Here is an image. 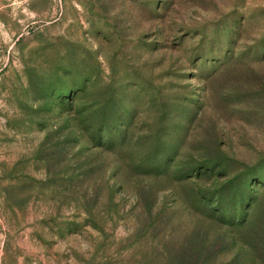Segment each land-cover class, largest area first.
<instances>
[{
  "label": "rangeland",
  "instance_id": "obj_1",
  "mask_svg": "<svg viewBox=\"0 0 264 264\" xmlns=\"http://www.w3.org/2000/svg\"><path fill=\"white\" fill-rule=\"evenodd\" d=\"M0 264H264V0H0Z\"/></svg>",
  "mask_w": 264,
  "mask_h": 264
},
{
  "label": "trees",
  "instance_id": "obj_2",
  "mask_svg": "<svg viewBox=\"0 0 264 264\" xmlns=\"http://www.w3.org/2000/svg\"><path fill=\"white\" fill-rule=\"evenodd\" d=\"M219 209V207L217 208V207H214V209L213 210H215V211H217ZM219 211V210H218Z\"/></svg>",
  "mask_w": 264,
  "mask_h": 264
}]
</instances>
